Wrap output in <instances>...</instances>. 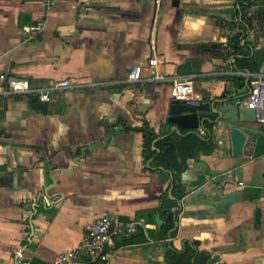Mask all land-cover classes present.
Returning <instances> with one entry per match:
<instances>
[{"label":"crops","instance_id":"obj_1","mask_svg":"<svg viewBox=\"0 0 264 264\" xmlns=\"http://www.w3.org/2000/svg\"><path fill=\"white\" fill-rule=\"evenodd\" d=\"M237 8L236 0H0V74L33 87L108 83L136 65L148 77L155 56L162 75H196L192 99L208 104L202 117L213 120L222 100L242 105L249 93L246 79L230 75L235 62L223 47L239 31ZM248 12L241 53L261 52L254 74H264V0ZM32 99L40 103L0 96V264H14L18 247L28 264H48L82 244L84 227L103 216L148 229L115 239L102 264H169L185 244L190 264H264V125L251 126L258 134L235 158L222 131L205 122L199 130L211 126L204 139L212 148L192 158L182 141L197 131L167 122L169 83L52 92L44 113ZM145 134L156 154L185 157L173 236L160 211L164 197L174 199L172 174L145 159Z\"/></svg>","mask_w":264,"mask_h":264},{"label":"built area","instance_id":"obj_2","mask_svg":"<svg viewBox=\"0 0 264 264\" xmlns=\"http://www.w3.org/2000/svg\"><path fill=\"white\" fill-rule=\"evenodd\" d=\"M43 29V23L39 22L28 28L30 38L39 35ZM253 33H249L253 38ZM224 48L228 47L227 43L223 44ZM148 77L142 76L143 67L136 65L130 68L128 74L123 80L108 83H80L72 79H61L53 82L46 87H33L29 81L22 78H9L0 74V96H32L37 98L40 103H48L50 93L69 90V89H87L103 86H118L127 84H138L146 82L169 83L171 98L176 101H189L193 97V85L196 75L191 74L184 77H169L162 75L159 71V63L155 56L151 57L146 65ZM232 76L242 77L247 80L249 93L242 105L255 111L256 123L264 125V74H254L246 71H233ZM198 136L205 138L207 131L200 129L197 131ZM229 178L232 177L228 173ZM238 185L242 186V183ZM264 201V200H263ZM113 225L111 231L110 226ZM141 229H148V225L142 220L121 222L113 216H103L84 227L85 238L77 247L67 250L55 256L48 264H83L106 263L109 260L108 252L113 246L115 239L129 237ZM14 264H28L23 256V248L18 247L13 252Z\"/></svg>","mask_w":264,"mask_h":264},{"label":"trees","instance_id":"obj_3","mask_svg":"<svg viewBox=\"0 0 264 264\" xmlns=\"http://www.w3.org/2000/svg\"><path fill=\"white\" fill-rule=\"evenodd\" d=\"M254 0H236L238 8L236 9L237 22L232 24L239 29L238 32L233 34L228 40V46L230 49V53H226V57H232L234 59V67L235 71H246L250 73H254L258 71V68L263 62V54L261 52L255 53L253 52V56H250L251 52L242 54L241 53V40L243 39L241 35V30L247 29L250 27L249 18H248V9L252 5ZM238 55H240L238 57ZM259 58V60H258ZM204 129L209 131L211 129L210 125H205ZM151 140L152 136L149 134L144 135V156L147 161H151L153 166H161L163 169L168 170L172 174V196L173 200H170L166 197L163 198L162 207L160 206L161 217L163 220L162 228L169 232L170 236L175 234L174 223L177 216V211L173 209H178V200L184 194L182 187H180V174L184 170V161L185 157L182 158L181 161H178L175 155L165 156L164 153L156 154L151 150ZM188 142L189 147L187 148V154H184L188 157H197V150H200L202 153L208 154L211 150V143L204 138H201L197 134L189 136L187 140H183L182 142ZM188 245L185 244L184 254L182 255H173L169 264H190L192 255H188ZM200 258L204 261L207 259V256L204 254L199 255Z\"/></svg>","mask_w":264,"mask_h":264},{"label":"water","instance_id":"obj_4","mask_svg":"<svg viewBox=\"0 0 264 264\" xmlns=\"http://www.w3.org/2000/svg\"><path fill=\"white\" fill-rule=\"evenodd\" d=\"M174 6L185 0H172ZM31 108L42 113L46 110V103H37L32 99ZM219 104L221 106L212 111L211 118L202 117V114L208 113L210 106L200 100L176 101L171 99L168 103V124L175 126L177 132L191 131L196 133L199 127H203L205 122L216 124L222 131L224 141L230 143L231 154L235 158H242L247 146L253 142L254 136L258 134L257 130L251 126L256 122L255 111L240 104L238 98L225 99ZM171 144H169V148ZM95 148V147H94ZM257 220L254 226H257ZM113 225L110 226L111 231Z\"/></svg>","mask_w":264,"mask_h":264}]
</instances>
